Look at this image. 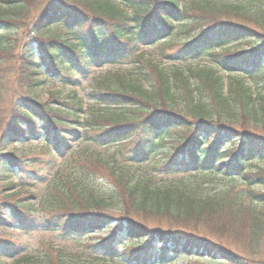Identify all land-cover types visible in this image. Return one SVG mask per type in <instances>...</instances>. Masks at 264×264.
I'll return each mask as SVG.
<instances>
[{"label": "trees", "instance_id": "trees-1", "mask_svg": "<svg viewBox=\"0 0 264 264\" xmlns=\"http://www.w3.org/2000/svg\"><path fill=\"white\" fill-rule=\"evenodd\" d=\"M153 46L163 60L207 57L215 69L149 65V92L101 84L86 109L37 96L48 80L127 64ZM39 139L64 167L41 195H6L11 172L27 166L10 145ZM262 162L264 0H0V264H264ZM121 163L191 179L158 184ZM103 179L108 199L95 186ZM13 227L26 239L56 234L66 247L30 256Z\"/></svg>", "mask_w": 264, "mask_h": 264}, {"label": "rangeland", "instance_id": "rangeland-1", "mask_svg": "<svg viewBox=\"0 0 264 264\" xmlns=\"http://www.w3.org/2000/svg\"><path fill=\"white\" fill-rule=\"evenodd\" d=\"M155 64L160 65V68L168 72L173 71L177 68H180L184 72H186L188 66H199L200 68L205 67L215 69L213 64L211 63V60L207 57L198 60H191L188 63H174L163 60L158 55L157 46L142 47L137 53V56L131 61L127 62V64L118 63L113 66L107 64L92 66L91 70L87 74H85V76L80 78L75 76L76 78H73L72 80H70V82H62L56 79L48 80L44 85L40 86L37 92V96L41 102H48L51 105H54V99L56 98H62L64 99V102H68L73 98V100L78 101L82 104L83 109H86L90 106H93L90 96L94 90L100 88L101 84L109 85L113 88H119L122 86H133L139 91L149 92L154 83L152 82L150 71L147 67L149 65ZM36 78L38 79V77ZM242 79L249 86H252L254 82L250 77H244ZM41 80H44V78H41ZM194 80H192L191 83L195 84L196 82ZM258 81L263 84L262 81ZM73 95H75V97H73ZM181 103L183 104V106ZM171 104L176 108H180L179 110H182V108L184 107V101L182 99H178L176 102ZM90 117L91 115L87 114L84 118ZM10 146H12L10 150L15 156V158L19 157L22 161L27 164V166L20 171H12V175H10L5 181V194L10 197L14 196V194L21 192L22 190H24V192H27V190H32L38 193L40 192L39 195H41L42 192L46 191L50 180L52 178L54 179L56 171H58V169H61L65 165V158L62 157L60 153H57V151L53 150L50 151L49 154L46 152L44 139L31 140L28 142L21 143H12V145ZM77 146L79 147L78 143L72 144L73 148H78ZM167 147H169V144H167ZM90 150L97 151L105 156H109L113 152L112 148L107 149L100 148L97 146H92ZM161 156L162 155H159V158H161ZM51 158H53V160ZM120 165H124L125 169H130L132 172L134 171L136 175L143 177L151 176L152 179L158 184H167L169 182L177 183L191 179L189 177L190 175L188 174H180L175 176L161 175L158 173L157 170L153 169L152 165H150L148 168L142 167V169L139 166H134L130 164L125 165L121 163ZM261 165L264 167V162H262ZM33 166H37L38 168L35 172L31 170ZM255 169L256 168H253L252 170ZM247 170H249V168ZM31 177L37 180L29 182V180H31ZM21 183L26 184L28 188H21ZM217 185L219 187L227 186V184L221 183L219 181H217ZM95 186L96 189L98 188L99 193L108 199L107 196L109 194L111 195V190L113 188L112 184L106 182L105 179H103L98 180ZM18 197L24 198L26 197V195L21 194ZM9 202H15V197L9 198ZM36 208L39 207H37L36 205ZM10 230L11 231H9L8 233L9 236H14L16 240L20 239L26 242L27 254L29 253L30 256L42 255L43 252L46 253V250H50V248L58 249L66 247V241H64L61 237L56 234L34 232L29 239H26L25 237L23 238L17 227L10 228ZM108 231L109 229H106L104 231L94 233L93 237L91 238L92 240L105 238L108 234ZM81 250L83 251L82 254L85 253V258H94V255L91 254V250ZM68 253L72 256L70 252ZM84 257L82 259H85ZM10 262V258L6 257L2 259V264H9ZM175 264H208V262H204L201 260L199 261L182 259L176 260Z\"/></svg>", "mask_w": 264, "mask_h": 264}]
</instances>
